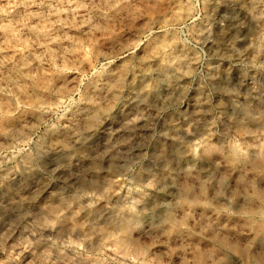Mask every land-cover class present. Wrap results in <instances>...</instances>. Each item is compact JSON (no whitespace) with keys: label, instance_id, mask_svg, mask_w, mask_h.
<instances>
[{"label":"clouds","instance_id":"9594fccd","mask_svg":"<svg viewBox=\"0 0 264 264\" xmlns=\"http://www.w3.org/2000/svg\"><path fill=\"white\" fill-rule=\"evenodd\" d=\"M0 264H264V0H0Z\"/></svg>","mask_w":264,"mask_h":264}]
</instances>
